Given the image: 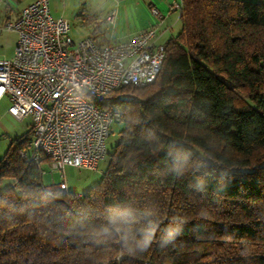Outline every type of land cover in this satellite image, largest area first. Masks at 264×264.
I'll use <instances>...</instances> for the list:
<instances>
[{"label": "trees", "instance_id": "16d2710c", "mask_svg": "<svg viewBox=\"0 0 264 264\" xmlns=\"http://www.w3.org/2000/svg\"><path fill=\"white\" fill-rule=\"evenodd\" d=\"M154 81L121 91L99 181L0 157V264H264V1L180 0ZM244 96V98H243Z\"/></svg>", "mask_w": 264, "mask_h": 264}, {"label": "built area", "instance_id": "2783aa9c", "mask_svg": "<svg viewBox=\"0 0 264 264\" xmlns=\"http://www.w3.org/2000/svg\"><path fill=\"white\" fill-rule=\"evenodd\" d=\"M180 7V0L173 3ZM151 13L161 17L156 7ZM112 20V12L106 17ZM5 29L16 33L13 54L0 58V99L6 112L21 120L31 116L28 146L19 151L27 163L47 161L62 177L56 187L67 190L64 167L95 169L107 154L113 122L123 111L111 105L124 87H139L156 78L165 43L156 41V25L129 38L100 44L91 36L73 38L68 20L54 17L49 0H33Z\"/></svg>", "mask_w": 264, "mask_h": 264}, {"label": "rangeland", "instance_id": "374dc122", "mask_svg": "<svg viewBox=\"0 0 264 264\" xmlns=\"http://www.w3.org/2000/svg\"><path fill=\"white\" fill-rule=\"evenodd\" d=\"M92 0H49V7L54 17L61 16L68 20L70 24V34L74 37L79 36L85 31V13L88 10ZM264 1V0H257ZM85 8H87L85 10ZM5 11L4 5L0 2V58H9L13 54V46L16 39L15 32L5 29ZM134 95L136 94L129 92ZM244 98V96H243ZM9 99L5 95L0 99V157L6 152L9 142L12 138L19 137L28 132L31 125V116L27 115L23 119L18 120L6 113ZM123 127V122H113L111 131L107 139V147L110 149L118 140L120 130ZM107 156L100 159L95 169L75 166L64 167V180L67 189L80 193L93 184L97 183L102 175V172L107 164ZM41 179L44 184L57 183L61 180L60 173L56 170L51 171L47 161L40 163ZM12 183V179L3 178L0 181V190L4 189Z\"/></svg>", "mask_w": 264, "mask_h": 264}, {"label": "crops", "instance_id": "0c3cea01", "mask_svg": "<svg viewBox=\"0 0 264 264\" xmlns=\"http://www.w3.org/2000/svg\"><path fill=\"white\" fill-rule=\"evenodd\" d=\"M31 1L33 0H0L4 5L5 21L14 18ZM174 1L176 0H92L89 11L84 15L85 31L77 37L71 36L80 38L89 35L98 43L106 44L125 40L134 32L156 25V41L165 43L180 29L179 8L173 6ZM151 7L158 9L160 18L151 13ZM111 12L110 21L106 17ZM55 184L52 182L45 185L52 187Z\"/></svg>", "mask_w": 264, "mask_h": 264}]
</instances>
